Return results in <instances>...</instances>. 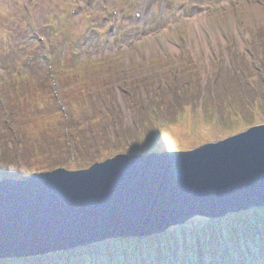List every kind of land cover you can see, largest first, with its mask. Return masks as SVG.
<instances>
[{"label": "rangeland", "instance_id": "374dc122", "mask_svg": "<svg viewBox=\"0 0 264 264\" xmlns=\"http://www.w3.org/2000/svg\"><path fill=\"white\" fill-rule=\"evenodd\" d=\"M262 124L264 0H0V181ZM187 224L163 234L167 248L143 238L141 256L131 239L75 250L91 255L81 264H169L163 251L178 259L185 243L194 264H264V208ZM26 259L2 264H53Z\"/></svg>", "mask_w": 264, "mask_h": 264}, {"label": "water", "instance_id": "95a60500", "mask_svg": "<svg viewBox=\"0 0 264 264\" xmlns=\"http://www.w3.org/2000/svg\"><path fill=\"white\" fill-rule=\"evenodd\" d=\"M264 208V124L189 151L0 181V260L145 238Z\"/></svg>", "mask_w": 264, "mask_h": 264}, {"label": "trees", "instance_id": "16d2710c", "mask_svg": "<svg viewBox=\"0 0 264 264\" xmlns=\"http://www.w3.org/2000/svg\"><path fill=\"white\" fill-rule=\"evenodd\" d=\"M177 98H179V97H177ZM185 226H188V224H186ZM183 228H181V227H174L173 229H171V230L169 229L165 233L166 234H170V237L174 238V234L172 233V235H171L172 230L176 231L177 229H183ZM190 230H192V228H190ZM193 232L194 231H191L190 234L191 235H194ZM180 234L185 236V232L183 230H181ZM151 237H158L159 240H156V243L159 242L158 244L163 245V247H166V248L169 247V240L163 234H161V235H154V236H151ZM129 239H131V242H135L137 244V251H138V254L141 256L142 255V252L140 251V242H141V240L143 238H140V239L129 238ZM129 239H125V240L130 241ZM135 243H131V244L134 245ZM152 245H154V244H152ZM88 247H91V246H88ZM158 249H159V247L156 246L155 247V250L157 251ZM163 252H164V255L162 256L163 262H164V259L168 258V259H171V262L169 264H194L192 262V260H190L189 258H186V256H187L188 253H191V254L194 253V249H193L192 246H189V247L186 246L185 243L184 244H181V252L179 254V258L178 259L176 257L173 258L172 256H169L168 253L165 252V250ZM89 256H91V255H88L86 253V249L83 248V249H79V250L59 251V252L51 253V254L44 255V256L29 257L30 259H26V260L27 261L28 260H30V261H36L38 263V261H40V260L42 261V259L49 257L50 260L53 262V264H81L83 261H85L87 258H89ZM139 259H141V258H139ZM16 260L21 261L22 259H14V258L13 259H4V260H0V263L1 264L2 263H9V262H13V261H16ZM142 264H145V263H142ZM164 264H167V263L164 262ZM225 264H230V263H225Z\"/></svg>", "mask_w": 264, "mask_h": 264}]
</instances>
